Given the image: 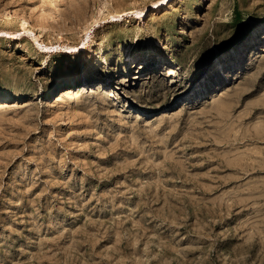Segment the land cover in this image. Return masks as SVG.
I'll list each match as a JSON object with an SVG mask.
<instances>
[{"label":"rangeland","instance_id":"374dc122","mask_svg":"<svg viewBox=\"0 0 264 264\" xmlns=\"http://www.w3.org/2000/svg\"><path fill=\"white\" fill-rule=\"evenodd\" d=\"M157 2L0 0V264H264V0Z\"/></svg>","mask_w":264,"mask_h":264},{"label":"bare ground","instance_id":"6f19581e","mask_svg":"<svg viewBox=\"0 0 264 264\" xmlns=\"http://www.w3.org/2000/svg\"><path fill=\"white\" fill-rule=\"evenodd\" d=\"M71 0H63V4H67V3H69ZM176 2H177V0H173V1H171V0H158V2H157V7H156V9H155V14L157 15V14H159L162 10H164V9H166V8H169L171 5H173V4H176ZM172 3V4H171ZM104 11V6H102L101 8H100V10H99V12H98V14L100 15V14H102V12ZM50 12V10L47 8L46 9V13H43L42 14V17H41V19L43 20V21H45L46 22V19L43 17L44 15H47V13H49ZM145 12H146V10H142L141 11V16L142 17H145ZM54 15L53 16H55L56 18H58V15L56 14V13H53ZM24 19V18H23ZM95 20L96 19H94V20H92L91 22L93 23V22H95ZM144 20V19H143ZM16 22H18V19L17 18H14V19H7V21H6V24H13V23H16ZM91 23V24H92ZM264 39V38H263ZM9 46H12V44L9 42V44H8ZM249 56V55H248ZM252 57H253V55L251 54V56L249 57V59L251 60L252 59ZM253 60V59H252ZM235 61V60H234ZM232 64H234V66H237V63H235V62H233ZM233 66V67H234ZM233 67L231 66V65H227L225 68H223L221 71H219L218 73H216L215 75H213V79H214V82L216 81L217 82V80H219L221 77H222V75L225 73V71H232L233 70ZM169 73H170V75H172V76H174V75H176L177 73H178V70L176 69V67H170L169 68ZM231 74L233 73V72H230ZM148 78H149V85H151L152 87H155V86H157V87H159L160 88V92H158V94H161L160 96H159V98H161V99H165V97H166V93H170V92H175V94H177V92H176V90H177V88H174L173 86H169V78L168 77H161V76H159L158 74H154V75H150V76H148ZM77 88H79V89H77ZM86 88V86L85 87H82V88H80V86H76L75 87V85H70L69 87H67V88H65V89H63L62 90V93H61V95H60V97H59V99L60 100H62L63 102L65 101V99H69V98H74V97H76V96H79L81 93H82V91L84 90ZM162 90H164L163 92H162ZM240 95H241V93H237L234 97H232L229 101H227L228 103L227 104H225V105H228V108L230 107V108H233L236 104H237V102H238V100H239V98H240ZM178 96V95H177ZM9 98H11L8 94H6V93H0V104H2V103H4V102H7V100ZM264 97H262V100H261V102L262 101H264V99H263ZM220 100V99H219ZM218 100V101H219ZM222 101V100H221ZM220 101V102H221ZM18 102V101H17ZM16 102V103H17ZM47 102H49V101H47ZM262 103H264V102H262ZM219 103H217V105H218ZM224 104V103H223ZM221 106H223V105H221ZM221 106H219V110H218V112L220 113V111H221V109H223L224 107H221ZM215 108V107H214ZM217 108V107H216ZM229 108V109H230ZM213 109V108H212ZM229 111V110H228ZM222 112V111H221ZM226 112V111H225ZM223 113V112H222ZM229 113H231V112H229ZM167 113H165L164 112V115H166ZM221 114V113H220ZM219 114V115H220ZM225 114V113H224ZM230 115V114H229ZM228 116V115H227ZM229 117V116H228ZM264 124V123H263ZM263 124L261 123L260 125L258 124V128H261V129H263ZM260 126H262V127H260ZM250 128V127H249ZM252 128H254V127H252ZM257 127L255 128V129H258ZM259 130V129H258ZM258 130H256V131H258ZM255 131V132H256ZM238 136V135H237ZM222 138H223V136H221ZM221 138V139H222ZM219 141V140H218ZM245 153V152H244ZM241 154V153H240ZM238 155H239V153H238ZM243 155V154H242ZM254 157V156H253ZM261 157H262V155H261ZM255 159V158H254ZM257 160L259 159V158H256ZM251 160V159H250ZM257 160H256V162H257ZM264 160V159H263ZM262 160V161H263ZM261 161V160H260ZM264 165V164H263ZM263 178H264V176H263ZM263 180H261V182H262ZM264 188V187H263ZM262 188V189H263ZM259 189V188H258ZM250 237V236H249ZM251 238V237H250ZM258 249V248H257Z\"/></svg>","mask_w":264,"mask_h":264}]
</instances>
